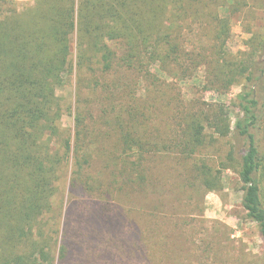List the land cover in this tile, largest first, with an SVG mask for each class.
Here are the masks:
<instances>
[{"label": "trees", "instance_id": "16d2710c", "mask_svg": "<svg viewBox=\"0 0 264 264\" xmlns=\"http://www.w3.org/2000/svg\"><path fill=\"white\" fill-rule=\"evenodd\" d=\"M216 1L82 0L76 4L75 0H35L26 16L11 11L0 18V264H67L71 251L66 241L67 212L61 211L63 200L65 207L69 201L95 196L106 202L103 213L109 211L110 202L116 206L107 215L114 218V229L120 227L124 234L117 247L121 248V261L170 264L175 254L170 241L184 239V232L176 228L169 234L153 226L152 221L160 217L165 225L171 223L167 215H158L164 205L158 202V195L165 192V187L158 179L157 167L144 169L141 163H113L111 173L107 170L106 179H101L103 168H90L95 152L86 141V115L79 111L77 102L71 127L66 129L57 90L73 69L72 46L77 49L79 70L91 58L104 62L106 69L116 56L109 51L107 42H121L124 53L119 62L141 72L143 77L147 64L148 69L155 66L169 77H185L192 70L189 64L178 72L173 69L185 55L176 24L189 10L185 5L191 9L203 2L210 7L206 19L212 25L211 38L215 42L207 82L220 90L240 86L235 102L238 115L233 125L219 108L207 106L204 114L185 115L177 125V138H171L169 144L175 145L182 157L190 158L203 147L206 130L221 138L231 137L232 144L238 147L234 153L241 207L246 218L256 224L264 264V0L262 24L248 32L246 50L232 60L226 54L232 20L229 5H215ZM190 55H194L193 61L199 60L197 64H207L206 57L200 61L203 57L195 52L187 53L185 58ZM121 122L116 117L119 155L139 161L149 143L124 130ZM228 157L234 160L232 155ZM197 170L207 192L220 188L217 172L203 163ZM64 182L66 198L57 205L58 221L54 224L49 216L54 213L55 198ZM91 216L100 229V209ZM114 229H106L110 235L107 244L112 242ZM84 233L87 242L97 246L98 232ZM78 251H82L80 245ZM158 253L163 256L153 262Z\"/></svg>", "mask_w": 264, "mask_h": 264}, {"label": "rangeland", "instance_id": "374dc122", "mask_svg": "<svg viewBox=\"0 0 264 264\" xmlns=\"http://www.w3.org/2000/svg\"><path fill=\"white\" fill-rule=\"evenodd\" d=\"M79 1L82 0H75V3ZM34 3L35 0H0V18L11 11L26 16ZM233 3L235 5L230 6ZM216 4L229 5L232 20L226 54L232 60L246 50L245 42L250 37L248 32L262 24L263 3L261 0H217ZM185 6L189 10L176 24V34L185 55L180 58L179 66H173L178 72L179 68L189 64L192 70L185 77H169L161 74L155 66L148 69L149 64L144 68L143 77L141 72L119 62L124 53V46L119 41L107 42L109 51L116 55L108 68H104V62L91 58L79 70L77 49L72 46L73 69L66 76L63 87L57 90L64 110L62 125L66 129L71 127L79 102V111L86 115V141L90 150L95 152L90 168L98 171L102 167L101 179L108 175L107 170L111 173L113 163H141L144 169L157 167L158 179L165 187V192L158 195V202L164 204L158 215H167L171 223L165 225L160 217L152 221L153 226L166 229L169 234L178 229L184 232V239L172 238L170 241L175 252L171 255L170 264H261L262 241L256 224L246 218L240 203L242 192L235 165L237 153H234L238 147L232 144L231 137L221 138L206 130L203 147L190 158L182 157L178 148L169 144L171 138H177V125L185 115L204 114L207 106L215 110L219 108L220 112L228 115L232 125L238 115L235 102L240 86L220 90L207 82V70L213 68L215 50V42L211 38L212 25L206 19L210 7L204 2L203 5H194L197 8ZM73 42L75 44V40ZM193 52L203 57L200 61L206 57L207 64H197L198 59L192 60L194 55L189 56L192 61L185 58L187 53ZM156 77L160 80L157 81ZM118 116L124 130L132 131L136 138L149 143L145 144V152L139 161L119 155L121 146L117 143L115 131ZM261 146L264 147V130ZM228 155H232L234 160ZM201 163L221 177L218 190L207 192L199 182L197 167ZM164 167L166 171H163ZM66 191L67 182H64L55 198L54 213L49 216L54 224L58 221L57 205L66 198ZM65 202L63 200L61 211L65 209L67 212L66 241L71 251L67 264H125L118 256L121 248H117L124 234L120 233V227L114 229V218L107 215L116 210L115 204L110 202L109 211L103 213L102 207L106 202L100 201L98 196L80 197L64 207ZM99 209L102 213L100 229L91 218L92 212ZM106 229H114L110 244L106 243L110 238ZM84 231L98 232L95 234L97 246L87 242ZM78 245L82 251H78ZM162 256L158 253L153 262Z\"/></svg>", "mask_w": 264, "mask_h": 264}]
</instances>
